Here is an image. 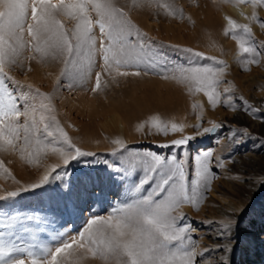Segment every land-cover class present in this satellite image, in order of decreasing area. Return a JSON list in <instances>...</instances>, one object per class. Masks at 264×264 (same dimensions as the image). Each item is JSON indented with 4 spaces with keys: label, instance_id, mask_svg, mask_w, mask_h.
<instances>
[{
    "label": "rangeland",
    "instance_id": "1",
    "mask_svg": "<svg viewBox=\"0 0 264 264\" xmlns=\"http://www.w3.org/2000/svg\"><path fill=\"white\" fill-rule=\"evenodd\" d=\"M114 3L127 14L132 26L129 38L135 40L138 31L159 54L162 64L169 68L204 66L214 72L222 69L216 89L221 101L213 108L203 91L196 92L194 86L161 68H149L148 74L141 75L121 76L115 70L109 73L101 68L99 55L83 80L60 79L57 83L61 62L51 58L38 62L28 59L34 53L23 51L21 63L6 69L16 82L8 81L9 87L17 95L38 89L51 97L52 111L46 115L54 117L55 122H47L53 131L58 125L73 147L87 155L71 160L67 175L57 177L65 166L59 154L51 151V145L39 156L18 149L0 150V197H4L0 199V235L7 239V234L15 233L17 243H35L54 251L63 242L79 240L90 219L107 218L113 209L139 195L131 189L143 176L140 157L175 153L188 160L186 168L191 171V158L210 152V167L216 173L210 190L202 193L204 199L196 208L182 205L173 213L182 214L187 218L184 223L191 225L190 235L202 253L197 256V264H239V253L248 264H264V28L260 27L264 7L239 0ZM231 5L249 8L240 12L247 20L229 14L235 24L251 29L250 36L246 37L242 28L237 30L236 39L231 33L225 35L228 22L218 13ZM253 13L257 20L252 19ZM61 19L66 30L75 27V21ZM214 20L216 27L210 25ZM93 33L99 48V29L94 28ZM245 40L254 49L255 63H246L252 55L238 47V41ZM97 72H101L100 88L93 92ZM227 97L232 99L226 101ZM240 98L261 111H245ZM226 102L233 103L236 110L228 108ZM153 117L161 127L167 125V134L152 126ZM19 123H24L23 116ZM172 123L182 125L183 131L173 133ZM213 124L220 127L203 132ZM183 136L193 139L181 149L159 147ZM62 139L57 134L56 143L66 148ZM116 140L122 144H115ZM44 143L42 140L41 146ZM53 166H57V173H52L55 178L39 188L29 187L39 183ZM8 192L18 195L10 197ZM229 221L231 230L221 237L219 233ZM243 241L250 242V255L243 250ZM58 259L63 264H105L87 247L76 245ZM25 260L27 264V257Z\"/></svg>",
    "mask_w": 264,
    "mask_h": 264
},
{
    "label": "snow or ice",
    "instance_id": "2",
    "mask_svg": "<svg viewBox=\"0 0 264 264\" xmlns=\"http://www.w3.org/2000/svg\"><path fill=\"white\" fill-rule=\"evenodd\" d=\"M147 2L153 3L154 0ZM239 2L264 7V0ZM158 6L167 7L164 4ZM61 18L75 21V27L66 30ZM252 19L257 20L255 13ZM228 26L225 35L231 33L233 39H236V32L241 28L246 37L251 35L247 25L240 26L229 19ZM260 27L264 28V22L260 23ZM94 28L100 32L99 48L96 47ZM131 36L132 26L127 14L115 5L114 0H0V150L18 149L21 153L28 152L29 156H39L51 145V151L59 154L65 166L62 173H57V166H53L39 183L29 186L31 189L39 188L50 178H55L52 173H57V177L67 175L69 162L87 154L74 148L58 125L52 130L47 121L51 119L55 122V118L46 115L52 111L51 97L38 89L32 94L21 92L17 95L9 87L8 81L16 82L6 69L21 63L25 50L34 53L28 59L43 62L51 58L62 63L57 83L60 79L83 80L99 55L101 68L109 73L115 70L121 76L141 75L148 74L149 68H161L163 72H170L174 78L194 86L196 92L203 91L213 108L220 103L221 97L216 89L222 69L214 72L208 67L195 65L169 68L159 61V54L141 39L138 31L135 40L130 39ZM238 47L242 53L252 55V59L246 60V63L256 62L254 49L246 40L238 41ZM193 55L206 59L201 53ZM100 80L101 72H97L93 92L100 88ZM31 87L28 85L29 89ZM231 99L227 97L226 101ZM240 99L245 111H261ZM226 106L236 110L231 102H226ZM38 109L41 110L39 119ZM22 116L23 124L19 123ZM152 126L159 132L168 133L167 125L161 127L155 117L152 118ZM218 127L220 125L213 124L211 128H204L203 132H213ZM171 131L182 132L183 126L172 123ZM57 134L63 138L62 144L66 148L56 143ZM200 134L197 131V135ZM192 139V136H183L173 140L170 145L159 147L181 149ZM42 140L45 141L43 146ZM114 143L122 144L119 140ZM211 157L210 152L192 157L191 171L186 168L188 160L175 153L168 157L155 153L140 157L143 176L131 189L139 194L131 203L113 209L107 218L90 219L87 228L79 234V240L73 238L71 242H63L54 251L35 243H17L13 238L15 233L7 234V239L5 235H0V264H26L25 257L27 264H63L58 257L73 245L80 249L87 247V251L98 255L105 264H197V256L202 253L197 251L196 241L190 235L191 225L184 223L187 219L185 216L173 213L182 205L196 208L204 199L202 193L210 190L211 182L216 178V173L210 167ZM145 185L150 187L145 188ZM16 195L17 192H8L10 197ZM231 223L224 224L219 233L221 237L230 232Z\"/></svg>",
    "mask_w": 264,
    "mask_h": 264
},
{
    "label": "bare ground",
    "instance_id": "3",
    "mask_svg": "<svg viewBox=\"0 0 264 264\" xmlns=\"http://www.w3.org/2000/svg\"><path fill=\"white\" fill-rule=\"evenodd\" d=\"M245 12V11H247V10H249V8L248 7H239V6H237V5H231V6H229V7H225V8H222L220 11H219V13H218V16H220L219 18L220 19H223L225 22H228V20L229 19H231V17H230V14L232 13H234L236 16H238L241 20L242 19H244V18H246L243 14H241L243 11ZM242 11V12H241ZM231 12V13H230ZM241 12V13H240ZM230 13V14H229ZM232 20V19H231ZM245 20V19H244ZM246 20H247V18H246ZM217 21L216 20H214L213 22H211L210 23V25L211 26H214V27H216L217 26V23H216ZM216 25V26H215ZM213 27V28H214ZM121 125H122V123H120ZM99 201V200H98ZM250 242H247V241H243V250L248 254V255H250V253H251V247H250ZM237 258H238V261H239V264H244V263H247L248 264V262L247 261H244V259L242 258V256H241V254L239 253L238 254V256H237Z\"/></svg>",
    "mask_w": 264,
    "mask_h": 264
}]
</instances>
